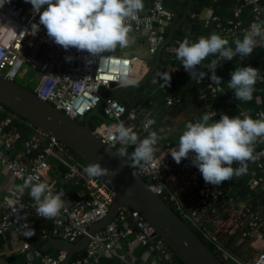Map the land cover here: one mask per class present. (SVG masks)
Listing matches in <instances>:
<instances>
[{
    "label": "built area",
    "instance_id": "2783aa9c",
    "mask_svg": "<svg viewBox=\"0 0 264 264\" xmlns=\"http://www.w3.org/2000/svg\"><path fill=\"white\" fill-rule=\"evenodd\" d=\"M251 3L257 15L264 14V9L259 5L258 0ZM174 19L175 14L166 11L164 0H153L147 8L137 14L135 20H129L127 24L147 33L149 50L151 54H155L165 34L159 26L169 24ZM253 22L257 21L253 20L251 23ZM240 25L238 21H230L223 29L227 34H234ZM67 55L73 56L74 59L67 62L65 60ZM105 55L110 57V60L88 65L84 59L87 56L86 52H78L75 48L66 52L48 38L47 31L43 25H39V16L33 13L32 6L25 11L16 0H10L0 8V74L16 81L22 74L24 66L33 68L40 74L38 85L34 89L37 96L78 121H83L88 112L104 102L103 112L112 123L99 121L94 128V132L104 143L113 136L116 126L121 122L126 127H131L142 139L149 133V127L145 128L146 123L140 129L134 124H128L126 117L133 118L134 114L129 113L124 103L118 99H107L108 94L104 92L106 89L111 90V83L122 84L133 76L137 59ZM169 75H171L170 85L164 86L166 81H163L162 77ZM210 75L207 74L203 79L195 81L204 83L210 95L217 99L222 92V86L209 79ZM178 76L190 77L184 67L169 62L165 63L155 75V81L164 92L169 106L179 104L181 101L172 89L174 80ZM0 112H5L2 104H0ZM215 114L216 109H213L211 115ZM16 116L9 114L0 119V165L9 171L12 178L20 182V186L26 180L35 177L47 182L54 193L60 190L57 181L52 177L55 171L53 165L60 163L66 166L68 172L65 178L73 181L80 189L73 200L62 197L64 203L58 215L53 219H46L51 222L52 230L42 229L41 233L45 238L52 236L77 242L84 235L89 234V228L94 223L108 215L116 195L104 179L100 176L87 175L83 163L72 161L73 154L70 147L35 125L32 127L31 136L19 149L21 133L10 129ZM116 147L120 145L116 144L113 148ZM254 157L255 159L247 162L245 173L248 172V166L253 163L264 172V148L254 150ZM233 166L237 165L234 163ZM136 171L144 179L150 180L149 186L155 193L171 201L177 210L185 214L205 236L215 242L208 232L207 222L215 221L218 206L227 196L226 193L216 191L210 187V184L205 183L199 170L191 164V158L177 164L170 153L163 156L154 155L152 161L142 162ZM170 174H176L181 182L196 189L193 210H186L179 198L168 188L167 177ZM251 181L252 184L258 185L261 179L254 176ZM33 216L43 218L36 214V204L29 195V189H25L23 194L19 190L13 192L11 196L0 200V236L8 230L18 234L22 241L21 251L29 256V264L36 260L41 264H61L67 257L65 251L51 254L32 246L27 233L33 225ZM251 226L255 227L256 223H251ZM133 231H137V238L141 244L159 251L166 260L172 259V250L160 236L155 235L154 228L142 214L129 207H123L111 223L90 235L87 255L85 257L80 255L70 264H96L102 254L114 253L120 240ZM218 248L223 251L221 247ZM236 262L264 264V245L254 262L247 263L238 259Z\"/></svg>",
    "mask_w": 264,
    "mask_h": 264
},
{
    "label": "crops",
    "instance_id": "0c3cea01",
    "mask_svg": "<svg viewBox=\"0 0 264 264\" xmlns=\"http://www.w3.org/2000/svg\"><path fill=\"white\" fill-rule=\"evenodd\" d=\"M16 2L25 11L32 6L27 0H16ZM152 2L153 0H143V10ZM251 2L252 0H194L186 14L189 0H164L166 11L174 13L175 19L169 24L159 26V29L165 32L161 45L167 40L173 26L183 16L186 17L174 29L171 41L162 52L156 73L167 62L183 67L181 61L176 58L175 49L185 37L190 41H195L200 36L207 37L216 33L227 38L229 45L234 48L235 38L242 39L244 31L253 20L264 22V14L257 15ZM258 3L264 9V0H258ZM230 21L241 23L234 34H227L223 29ZM128 27L130 29L128 45L118 46L106 54L137 59L134 75L121 84L126 87H135L148 74L157 52L151 54L146 32L136 30L133 26L128 25ZM212 59L219 60L218 56L210 55L203 64L210 63ZM245 65L258 68L260 75L264 77V40L257 38L253 52L242 60L239 55L230 61L219 60L216 74L222 78L220 83L222 92L217 99L210 95L204 83L193 81L190 77H176L172 89L181 101L174 106L167 104L164 92L155 81V73L145 84L122 94L123 103L128 112L134 114L133 118L126 117V122L140 129L146 123V118L154 119L155 123L149 126V132L156 131L160 137L154 155L163 156L177 147L179 136L186 122L199 119L204 113L210 115L212 119H219L221 113L229 116L247 113L254 119L259 118L257 114L264 111V79L257 80L252 99L249 101H238L233 90L228 87L231 72L236 67ZM197 70L211 74L203 65ZM110 91L109 89L104 90L107 94ZM213 109H216V114L212 116ZM94 122L98 123L99 120ZM262 148H264V142L257 140L254 150ZM52 175L58 185V173L53 171ZM254 176L261 179L258 185L252 184L251 180ZM167 186L179 198L185 209L193 210L196 200L194 186L185 185L176 174H170L167 177ZM19 187L20 182L12 178L9 171L0 165V200L11 196L13 192L19 190ZM210 187L226 193L227 196L226 200L218 206L215 221L208 220L207 222L210 236L215 240L217 247L223 248V252L235 262L236 259L247 263L254 262L264 245V172L253 163L248 166L247 173L224 181L219 186L210 184ZM33 217V225L28 233L34 232V235H29V239L33 247L40 249L34 245V242L39 238L42 239V245L48 241L49 238H45L41 233L42 229L48 230V226L43 221H37L43 218ZM251 223H256V226L252 227ZM137 235V231H133L122 238L114 253L102 254L96 264H173L172 259L166 260L159 251H154L141 244ZM21 245L20 236L12 230L1 235L0 264H29V256L21 251ZM57 252L53 250L50 253Z\"/></svg>",
    "mask_w": 264,
    "mask_h": 264
},
{
    "label": "clouds",
    "instance_id": "9594fccd",
    "mask_svg": "<svg viewBox=\"0 0 264 264\" xmlns=\"http://www.w3.org/2000/svg\"><path fill=\"white\" fill-rule=\"evenodd\" d=\"M10 0H0L3 8ZM32 5L33 13L39 16V25H43L48 38L61 46L66 52L75 48L86 52L84 58L88 65L97 61H107L106 53L129 43L130 31L127 22L135 20L143 10V0H27ZM255 2V0H252ZM257 38L264 40V22H253L244 31L243 38H235V47L219 34L200 36L195 41L185 37L175 49V55L181 61L193 81L203 79L207 73L197 71L203 65L211 73L209 79L219 85L222 78L216 74L219 60L230 61L237 55L242 60L250 56L257 44ZM218 56L210 63L203 64L209 56ZM73 56L65 60L71 62ZM228 87L233 90L238 101L252 99L254 86L258 79H264L259 69L251 65L236 67L230 74ZM165 85H170L171 75L162 77ZM243 116V118H241ZM154 119L146 118L145 128L153 125ZM160 137L156 131H150L140 138L131 127L123 122L115 128L113 136L106 141V151L116 144L120 147L115 154L132 163L130 167L150 162L154 159L156 145ZM257 140L264 142V112L259 118H252L247 113L229 116L221 113L219 119H212L207 113L194 121H187L182 130L178 145L170 154L179 164L191 158V164L201 173L206 184L219 186L224 181L239 177L247 171V162L255 159L254 145ZM134 146L129 153L128 147ZM236 167H233V164ZM84 171L92 177L108 175L110 170L99 162H89ZM135 176V173H133ZM29 189V195L35 201L36 214L45 219L55 218L63 207V192L54 193L47 182L30 178L19 187L23 194ZM11 203V201H10ZM34 235V232L27 233Z\"/></svg>",
    "mask_w": 264,
    "mask_h": 264
},
{
    "label": "water",
    "instance_id": "95a60500",
    "mask_svg": "<svg viewBox=\"0 0 264 264\" xmlns=\"http://www.w3.org/2000/svg\"><path fill=\"white\" fill-rule=\"evenodd\" d=\"M193 2L194 0H189L186 14ZM184 17L186 16H183L173 26L167 40L158 49L154 57V64L143 81L135 87H126L118 82H113L110 85L111 91L107 95V99H118L123 103L122 94L125 91L138 88L155 75L162 52L171 41L174 29ZM0 104L10 109L15 115L64 142L73 150L74 154L82 158L84 168L89 162H99L102 167L110 170L108 175L100 176L116 195L108 215L94 223L89 228V234L84 235L77 242L51 236L42 245V239L39 238L34 242V245L43 252L65 251L67 257L61 264H70L76 254L85 257L90 235L111 223L120 209L129 207L142 214L154 228L155 235L160 236L184 264H224L181 216L150 188L134 168L128 165L127 160L125 159L124 162L115 154L116 148L106 151L109 145L101 140L92 126L95 120L112 123V120L103 112L104 102L88 112L83 121H78L50 102L40 99L34 90L0 74ZM34 264H41V262L36 260Z\"/></svg>",
    "mask_w": 264,
    "mask_h": 264
},
{
    "label": "trees",
    "instance_id": "16d2710c",
    "mask_svg": "<svg viewBox=\"0 0 264 264\" xmlns=\"http://www.w3.org/2000/svg\"><path fill=\"white\" fill-rule=\"evenodd\" d=\"M5 112H0V119H3L6 115L14 114L10 109L4 106ZM97 123H93L92 126L95 128ZM33 124L29 121L25 120L22 117L16 116V118L13 120L12 125L10 126V129L17 130L21 133V140L18 143V148L21 149L23 143L29 139L33 132ZM119 147H116L118 149ZM134 150V146L128 147V152L131 153ZM71 154H73L72 161L74 163H83L82 158H80L78 155L74 154L73 150H71ZM127 160V158H125ZM129 164L132 162L130 160H127ZM53 168L56 173L59 175V181H58V188L60 192L64 193V198L73 200L77 196V191L80 189V187L76 186L73 181L68 180L65 178V174L68 172V168L60 163H54ZM135 170L138 169V166L133 167ZM145 181L150 184V180L148 178H145ZM165 202L174 210L176 211L181 218L193 229V231L199 236V238L221 259V261L224 264H237L233 259H231L227 254H225L223 251H221L216 243L209 239L205 234H203L197 226H195L192 221L185 216L181 211L177 210V208L173 205L171 201H169L167 198L163 197ZM220 205V204H219ZM187 210V209H186ZM189 211V210H188ZM218 213H216L217 216ZM37 221H43L48 226V231L52 230V224L50 221L46 219H37ZM80 257L79 255H75L74 259ZM172 260L173 264H184L173 252H172Z\"/></svg>",
    "mask_w": 264,
    "mask_h": 264
},
{
    "label": "rangeland",
    "instance_id": "374dc122",
    "mask_svg": "<svg viewBox=\"0 0 264 264\" xmlns=\"http://www.w3.org/2000/svg\"><path fill=\"white\" fill-rule=\"evenodd\" d=\"M21 73L22 74L17 77L16 81L34 90L38 85L40 74L28 66H24Z\"/></svg>",
    "mask_w": 264,
    "mask_h": 264
},
{
    "label": "flooded vegetation",
    "instance_id": "af4514ba",
    "mask_svg": "<svg viewBox=\"0 0 264 264\" xmlns=\"http://www.w3.org/2000/svg\"><path fill=\"white\" fill-rule=\"evenodd\" d=\"M94 123V122H93Z\"/></svg>",
    "mask_w": 264,
    "mask_h": 264
}]
</instances>
